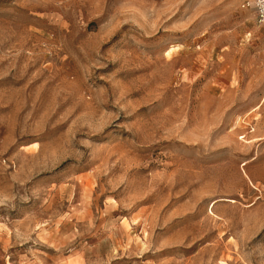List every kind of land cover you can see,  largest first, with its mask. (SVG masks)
<instances>
[{"label":"rangeland","instance_id":"1","mask_svg":"<svg viewBox=\"0 0 264 264\" xmlns=\"http://www.w3.org/2000/svg\"><path fill=\"white\" fill-rule=\"evenodd\" d=\"M242 1L0 0V264H264Z\"/></svg>","mask_w":264,"mask_h":264},{"label":"built area","instance_id":"2","mask_svg":"<svg viewBox=\"0 0 264 264\" xmlns=\"http://www.w3.org/2000/svg\"><path fill=\"white\" fill-rule=\"evenodd\" d=\"M240 6L251 10L254 20L264 25V0H243Z\"/></svg>","mask_w":264,"mask_h":264}]
</instances>
